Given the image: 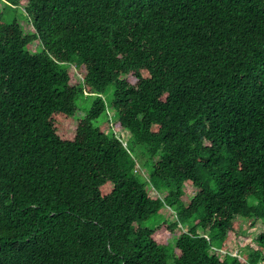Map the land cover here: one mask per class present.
Wrapping results in <instances>:
<instances>
[{
	"label": "trees",
	"instance_id": "trees-1",
	"mask_svg": "<svg viewBox=\"0 0 264 264\" xmlns=\"http://www.w3.org/2000/svg\"><path fill=\"white\" fill-rule=\"evenodd\" d=\"M2 1L0 264H264V0Z\"/></svg>",
	"mask_w": 264,
	"mask_h": 264
},
{
	"label": "rangeland",
	"instance_id": "rangeland-1",
	"mask_svg": "<svg viewBox=\"0 0 264 264\" xmlns=\"http://www.w3.org/2000/svg\"><path fill=\"white\" fill-rule=\"evenodd\" d=\"M24 4L25 3L23 2L20 9L22 8V6H24ZM3 8H4V3L2 0H0V10H2ZM17 17H18V20L20 21V24L24 32L30 33L33 31L34 27L31 24L29 19L23 18L19 15ZM29 49L33 52L39 50L40 47H39L38 42L36 40L32 41V43L29 44ZM72 70H73V77L75 78V80L76 79L78 81L81 80L82 78L81 74L74 68H72ZM79 101L82 104L81 105L82 108H85V105L89 106V101L87 100L85 101L79 100ZM76 114H77L76 116H78L82 114V111L78 110ZM109 114H112L111 109H109ZM122 135H123L122 138L124 140L126 135L125 133H122ZM136 166L137 168H140L143 175L147 177V174H148L147 165H143L142 163L138 162V165ZM148 189H149L150 194L156 193L149 186H148ZM191 190L192 189L186 190L189 195L192 194ZM170 213H171L170 208H168L167 206H164L157 214L152 216L150 220H146L144 224L148 226H153L158 223H162L164 220H170ZM263 230H264V224L260 221L256 222L255 224H252L250 220L240 219L238 228L234 232L229 233L228 240L226 242V247H224L222 250L224 251L225 249H227L232 253H236L237 250H239V248H242V246L243 248L245 245L255 246L254 238L259 233H261Z\"/></svg>",
	"mask_w": 264,
	"mask_h": 264
}]
</instances>
